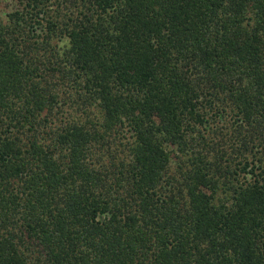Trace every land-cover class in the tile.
<instances>
[{"label":"trees","instance_id":"obj_1","mask_svg":"<svg viewBox=\"0 0 264 264\" xmlns=\"http://www.w3.org/2000/svg\"><path fill=\"white\" fill-rule=\"evenodd\" d=\"M0 264H264V0H0Z\"/></svg>","mask_w":264,"mask_h":264}]
</instances>
